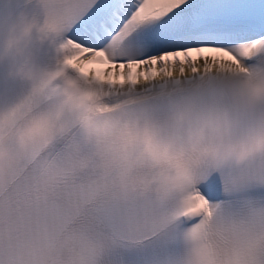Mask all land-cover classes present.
Listing matches in <instances>:
<instances>
[{
    "label": "snow or ice",
    "instance_id": "snow-or-ice-1",
    "mask_svg": "<svg viewBox=\"0 0 264 264\" xmlns=\"http://www.w3.org/2000/svg\"><path fill=\"white\" fill-rule=\"evenodd\" d=\"M0 264H264V0H0Z\"/></svg>",
    "mask_w": 264,
    "mask_h": 264
}]
</instances>
